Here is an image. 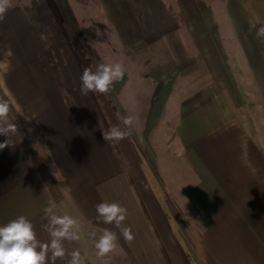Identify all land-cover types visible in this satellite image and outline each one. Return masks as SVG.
<instances>
[{
    "label": "crops",
    "instance_id": "crops-1",
    "mask_svg": "<svg viewBox=\"0 0 264 264\" xmlns=\"http://www.w3.org/2000/svg\"><path fill=\"white\" fill-rule=\"evenodd\" d=\"M13 5L0 24V97L18 132L0 150V226L23 215L50 244L51 218L75 219L80 239H63L64 257L49 251L46 264L75 251L84 264H264V50L238 0L225 5L232 30L251 38L240 50L210 0ZM100 63H121L123 78L83 95L84 68ZM112 126L131 134L107 142ZM101 202L126 219L105 224ZM106 230L117 247L101 257L93 239Z\"/></svg>",
    "mask_w": 264,
    "mask_h": 264
},
{
    "label": "clouds",
    "instance_id": "clouds-1",
    "mask_svg": "<svg viewBox=\"0 0 264 264\" xmlns=\"http://www.w3.org/2000/svg\"><path fill=\"white\" fill-rule=\"evenodd\" d=\"M13 6V0H0V24L5 23L6 13ZM257 36L264 38V25L258 28ZM41 39H46V37L42 34ZM124 73L125 69L121 63H100L94 71L86 67L80 77V91L83 95H87L89 92L107 94L114 82L123 78ZM10 109L9 100L0 97V135L6 137L3 142H0V150L12 147L14 144L11 141V136L18 132V125L9 119ZM20 115L26 121L31 120V117L26 113ZM117 119L128 129L133 126L134 118L131 115L117 113ZM130 134V132L121 131L117 126H112L103 131V138L107 142H119ZM49 167L52 170V175L56 176L54 170L58 167L55 160ZM96 211L99 216L104 218L105 224L115 221L117 226L126 219L127 214V210L115 202H101L96 205ZM51 223L58 227L50 233L52 237L50 244L38 243L33 224L23 215L0 226V264H46L49 251H51L52 261L63 258L65 249L61 241L66 238L70 240L80 239L78 234L70 231L77 224V221L71 216L65 215L53 216ZM122 234L129 242L134 238L129 228H124ZM117 241L116 234L106 230L94 245L97 255L101 257L107 255L117 247ZM70 264H84L79 251L72 253Z\"/></svg>",
    "mask_w": 264,
    "mask_h": 264
},
{
    "label": "rangeland",
    "instance_id": "rangeland-1",
    "mask_svg": "<svg viewBox=\"0 0 264 264\" xmlns=\"http://www.w3.org/2000/svg\"><path fill=\"white\" fill-rule=\"evenodd\" d=\"M212 3H214V7L216 8L217 14L219 18L222 20V30L224 31V35L226 36L224 38V41L232 40L233 47L240 50L242 47H244V44L241 43L244 42L245 44H250L251 38L253 39V42L262 50H264V38L257 36V30L261 25H264V0H238L239 7L243 11V14L246 15L247 21L246 25H249L252 29L250 30L251 38H243L240 39L237 34L232 30V25L230 24L229 18L227 16V9L225 5L226 0H210ZM188 41V38H187ZM189 43V42H188ZM191 49H193L194 45H191L189 43ZM238 46V47H236ZM264 52V51H263ZM163 55V56H162ZM159 55V61L161 59H166L164 54ZM243 54L239 53V58L237 59L238 63L243 65L246 63L244 62L245 58H242ZM163 57V58H162ZM257 57V56H256ZM158 60V59H157ZM238 71H241V69L238 67ZM175 104V102H174ZM140 119V118H139ZM100 237H95L94 245L99 240ZM95 253H97V250L95 249ZM112 253V252H111ZM97 255V254H96ZM96 264H102L98 261L96 258ZM109 264H120L118 262L117 257L111 256V260L109 261Z\"/></svg>",
    "mask_w": 264,
    "mask_h": 264
}]
</instances>
